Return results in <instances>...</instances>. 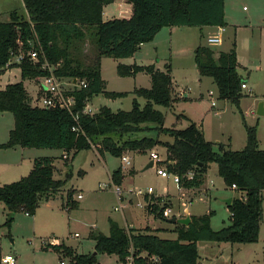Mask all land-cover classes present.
Masks as SVG:
<instances>
[{"label":"trees","instance_id":"trees-1","mask_svg":"<svg viewBox=\"0 0 264 264\" xmlns=\"http://www.w3.org/2000/svg\"><path fill=\"white\" fill-rule=\"evenodd\" d=\"M117 0H21L23 6L9 14L8 22H0V67L11 54L28 50L27 41L36 38L46 61L55 65L53 73L61 79H78L86 88L76 87L69 92L74 100L71 113L65 109H43L30 104L24 80L47 75L39 64L27 59L18 66L21 80L0 90V112L13 115L14 125L0 150L14 147L57 149L64 166L80 151L94 148L100 156L109 154L122 158L131 152L145 155L162 147L165 159L161 162L167 172L178 175L180 186L197 189L210 164H216L217 174L226 188L236 195L227 206L230 224L219 230L210 226L212 212L190 216L187 226L176 224L172 240L161 239L149 229L125 230L109 220V234L91 230L88 238L94 241V253L77 254L64 244L42 247L68 258L69 264H98L99 254L116 255L120 264H199L198 243L252 244L257 242L261 221L264 220V149H259L254 126L246 125L245 146L232 151L223 146L218 151L207 141L199 126L190 122L183 129L164 128V115L154 105L172 108L176 101L170 65L164 71L154 65H122L116 67L120 77L144 72L150 78V88L135 89L129 111H111L100 107L93 114L84 113L90 99L102 96L119 99L124 92H110L101 78L102 58L126 59L133 57L141 45L149 43L162 28L171 27H224V0H122L130 4L128 19L103 20V8ZM91 42L95 53L86 63L79 59L82 46ZM194 63L200 76L211 78L218 98L234 105L239 113L243 98L242 78L237 72L234 48L220 52L214 58L206 46L194 50ZM137 98L145 101L140 106ZM76 117L74 119L73 117ZM243 118V117H242ZM76 130L73 131L72 128ZM68 163V164H67ZM54 159L35 158L28 175L9 184H0V203L13 215L24 212L34 215L40 204L56 196L70 179L68 170L64 179H54ZM192 173L191 179L186 174ZM82 175L83 172H79ZM124 178L121 167L111 173V182L121 185ZM73 191L66 195V206L76 207ZM146 201L147 198H145ZM151 199L146 210L156 219L166 220L165 206ZM13 216L4 225L10 228ZM1 261V255H0ZM1 264V262H0Z\"/></svg>","mask_w":264,"mask_h":264},{"label":"rangeland","instance_id":"rangeland-1","mask_svg":"<svg viewBox=\"0 0 264 264\" xmlns=\"http://www.w3.org/2000/svg\"><path fill=\"white\" fill-rule=\"evenodd\" d=\"M117 1L105 7L103 11L105 21L128 19L131 16V5L125 2L117 3ZM224 2L225 23L228 24L224 26L225 31L221 44L208 45L206 41L208 36L216 34L217 31L209 27H173V29L171 27L172 34H169L170 29L166 28L154 39L153 44L158 45L156 52L152 49L154 46L152 44L147 45L142 53L137 54L135 58L117 60L102 58L100 73L106 82L107 91L124 92L127 93V96L119 99H106L97 96L92 103L93 107L91 106L92 112H97L100 107H108L113 112L129 111L132 99L135 98L132 92L135 89L150 87L149 77L144 72H138L135 76H118L116 72L118 64L149 65L153 62L155 67L164 71L165 64L168 63L177 91H183L191 98V101L176 100L172 108L154 105V109L164 115V128L183 129L190 122L202 124L207 140L213 143L215 141L226 143L227 138L230 137L232 148L236 149L240 147L241 138L245 142L244 120L246 125L256 128L258 145L260 148H264V115L256 114L259 103L264 105V0H224ZM5 7L8 5L2 4L0 0V10ZM4 15V13H0V22L9 20ZM233 40L240 59L239 62L250 75L249 83L252 89L248 92L244 91L249 97L240 100L241 114L230 103L225 105L224 110L214 114L210 101L217 98V88L211 78L199 76L194 63V50L201 45L209 47L216 53L228 51ZM82 49L79 59L84 64L94 55L95 47L87 41ZM240 74L243 77L247 75L243 69L240 70ZM20 81L22 80L19 68L15 65L11 66L9 70L0 75V88H3L8 82L14 84ZM22 82L25 89L33 95L37 87L36 83L31 80ZM209 91L213 93L212 97L208 95ZM138 101L141 102V105L144 104L143 99L139 98ZM256 102L257 104H255ZM217 104L221 106L222 103L217 102ZM252 109L254 114L250 113ZM13 125V115L9 112H0V143L7 141L8 133ZM213 145L214 150L218 151V144ZM24 152V162L14 166L12 168L14 172L8 171L2 175L1 185L18 181L28 175L32 168V163L29 164V157H32L31 159L37 156L53 158L55 166H57L54 173L55 179H64L68 170L71 171V176L59 193L49 202H43L34 215L29 216L24 212L15 213L10 228L4 225L9 218V213L0 203V255L2 257L13 255L16 258V264H60L61 261L69 264L68 258L59 257L52 250L42 249V245L45 247L54 239L59 244L64 243L73 247L78 254L94 253V243L88 238L89 232L97 230L108 235L109 217L116 220L122 227H126L125 220L122 219L125 216L128 221L132 220L135 227L148 225L164 227L166 231L169 229L174 231L176 224L170 225L165 220L155 219L152 215L148 216L144 213L143 206L137 205L142 202L140 196H131L133 197L132 204L127 205V201L124 200L119 203L120 201L115 197L114 184L110 181V175L120 164L123 169L130 168V165L127 166L121 162V158H115L109 154L100 157L92 150L80 151L70 161L67 158L69 166L66 168L60 156L61 150L28 148ZM155 153L161 159H165L162 147H156ZM140 160L147 162L148 155H141ZM144 165L145 163L135 162L134 168L137 173L127 176L120 186L122 191H137L138 189L145 191L149 187L153 190L154 195L167 191L176 200L171 204V201L153 196L155 201L159 200V207L165 206L167 209L169 206L176 211L179 209L180 212L187 209L190 213L198 216L212 212L210 226L213 230H219L230 224V212L226 201L235 195L225 189L222 179L217 174L216 164H210L206 173V187L209 191H196V193L193 191L178 193L172 182V176L162 179L156 175L154 169L142 171ZM159 167L165 169L161 163ZM79 172H83V174L79 175ZM210 180H213V184L210 183ZM69 191H73V200H76L78 194L82 195V199L77 201L79 205L73 209L64 205ZM262 204L264 207V201ZM144 214L147 217H144ZM171 217H174L172 213L166 217V220ZM137 219L139 221L136 223ZM75 234L77 236H74ZM159 237L175 239L176 234L170 236L164 234ZM197 245L200 256L199 264H264V220L261 221L258 239L255 243L241 245L200 242ZM97 259L98 264H120L116 255L99 254Z\"/></svg>","mask_w":264,"mask_h":264},{"label":"crops","instance_id":"crops-1","mask_svg":"<svg viewBox=\"0 0 264 264\" xmlns=\"http://www.w3.org/2000/svg\"><path fill=\"white\" fill-rule=\"evenodd\" d=\"M2 1V4H6V5H8V7H5L3 10H0V13H4L5 15V17L7 18V20L9 19V14H10V12H12V11H14V10H20L21 8H22V6H23V4H22V2H21V0H1ZM123 3V1L122 0H118L117 1V3ZM12 3H13V5H12ZM10 4H11V7H10ZM106 7V6H105ZM105 7L103 8V11L105 10ZM14 9V10H13ZM223 13H224V21H225V18H226V10H225V2H224V4H223ZM103 20H104V18H103ZM9 21V20H8ZM8 21H6V22H8ZM105 21V20H104ZM226 25L228 24V23H225ZM167 27H165V28H162L156 35H155V37L153 38V40L151 41V42H149V43H146V44H143V45H141V47H140V49H139V51L138 52H136L134 55H133V57L132 58H135L136 57V55L137 54H141L142 53V51L147 47V45H152L153 43H154V39L162 32V31H164V29H166ZM209 28H211V29H214V30H217L216 31V34L217 33H220V35H221V43H222V36H223V33H224V31H225V27H209ZM168 29H170V28H168ZM172 29H173V27H172ZM172 29H170V33L169 34H172ZM151 43V44H150ZM220 43V44H221ZM154 46H153V50L156 52L157 51V49H158V45L155 43V44H153ZM234 48V50H235V53H236V60H237V72H238V74L241 76V78H242V84H245L246 85V89H242V94H243V98L242 99H245V97H249V95L247 94V93H245L244 91H250L252 88L250 87V83H249V78H250V75L247 73V69L239 62V57H238V52L236 51V49H235V41L233 40L232 41V43H231V45H230V48H229V50L228 51H223V52H229L231 49H233ZM213 51V50H212ZM220 52H222V51H219V52H214L213 51V56H214V58H217L218 57V55H219V53ZM149 60H152V59H149ZM155 61V60H154ZM149 62H152V61H149ZM152 65H154L155 66V64L152 62L151 63ZM150 65V64H149ZM138 66H145V64H141V65H138ZM156 69H158V70H160L159 68H157V67H155ZM241 69H243L244 70V73L245 74H247L245 77H243L241 74H240V70ZM161 71V70H160ZM19 72H20V70H19ZM171 74V73H170ZM199 74V73H198ZM148 76V75H147ZM200 76V75H199ZM149 77V76H148ZM200 77H202V76H200ZM101 78H102V76H101ZM171 78H172V76H171ZM103 79V78H102ZM149 80H150V78H149ZM31 81H33V82H35L36 83V85H37V81L36 80H31ZM106 83V82H105ZM172 83H173V88H174V90H175V94H176V100L178 101V100H183V101H187V100H190L191 101V98L188 96V95H186L183 91L182 92H179V91H177V89H176V85H175V83H174V81H173V79H172ZM8 84H11V83H7L6 85H8ZM5 85V86H6ZM4 86V87H5ZM150 86H151V84H150ZM4 87L3 88H0V90H2V89H4ZM25 88V87H24ZM150 88V87H149ZM26 90V89H25ZM26 92L28 93V96H29V99H31V98H33L34 96H36L37 95V93H38V88L36 87V90L34 91V93H33V95H31L27 90H26ZM209 92H211V91H209ZM181 94H183L182 96H181ZM97 97V96H96ZM94 99H95V97H93L92 99H90L89 100V102H88V107L91 109V106L93 107V105H92V103H93V101H94ZM139 98H137V100H138ZM193 99H200V98H193ZM241 99V100H242ZM217 100V101H216ZM139 102V101H138ZM212 102H214V105H211V103ZM217 102H221L222 104H221V106H218V104H217ZM132 103V102H131ZM139 104H140V106H143L144 104H145V101H144V104L143 105H141V102H139ZM227 104H229V102L228 101H226V100H221V99H219L218 98V96H217V98L216 99H214V100H211L210 101V106H211V108L213 109V111H214V114H217V113H219L220 111H222V109L224 110L225 109V105H227ZM255 104H257V102L255 103ZM254 108H256V105H254ZM253 108V109H254ZM253 109H252V111L250 112L251 114H254V112H253ZM257 109V108H256ZM263 109H264V105H263ZM256 112H257V110H256ZM195 123V122H194ZM197 126H199L200 127V129H201V131H202V133H203V135H204V138H205V133H204V131H203V129H202V124H197V123H195ZM206 139V138H205ZM245 139V138H244ZM207 140V139H206ZM207 141H209V140H207ZM244 140H243V138H241V143H240V147H238V148H236V149H233L232 148V140H231V138L230 137H228L227 138V142L226 143H223V142H220V141H215V143L216 144H218V147L219 146H223V147H225V148H229L230 150H232V151H239V150H242L243 148H244V146H245V142H243ZM209 142H211V141H209ZM259 142V141H258ZM211 143H213V142H211ZM215 143H213V144H215ZM0 144H3V142H1ZM213 147H214V145H213ZM258 147H259V145H258ZM240 148V149H239ZM259 149H264V148H260L259 147ZM92 151H95V153H97V151L94 149V148H92L91 149ZM155 150H156V148H154V149H152V150H150V151H148L144 156H147L148 155V160H147V162H142L141 160H140V157H141V155H138V154H135V153H131V152H127V153H125L124 154V156L123 157H125L126 158V160L128 161V164L124 161H122V158H121V162L122 163H124V164H126L127 166L128 165H130V168L129 169H123V167H122V164H120V166L119 167H121V169H122V171H123V175H124V178H123V180H122V182H121V185H119V187L120 186H122V184L124 183V181L126 180V178H127V176H133L134 174H136L137 172H136V170H135V168H134V164H135V162H137V163H140V164H144L145 163V165H144V167L142 168V171H145V170H148V169H154L155 170V173H156V166H157V164H155L152 160H151V158H150V153L151 152H154L155 153ZM25 148H21V147H14V148H11V149H6V150H0V178L2 177V175H4L6 172H8V171H11L10 173H12V172H14V171H12L13 169L12 168H14V166H17V165H20L21 163H23L24 162V159H25V157H24V154H25ZM162 151H164V153H165V150L162 148ZM64 155H66L67 156V154L65 153V152H63V151H61V155L60 156H64ZM99 155V154H98ZM40 156H37V157H34L33 159H31L32 157H29V164H31L32 163V161L35 159V158H39ZM101 157V156H100ZM68 158H69V156H68ZM150 164H151V166H150ZM63 165H64V163H63ZM159 166V165H158ZM54 168H55V171H56V168H57V166H55V161H54ZM30 170H31V168H30ZM113 172V171H112ZM55 173V172H54ZM207 173V172H206ZM157 175V174H156ZM158 176V175H157ZM158 177H160V176H158ZM55 179V178H54ZM162 179H164V178H162ZM110 181H111V175H110ZM223 181V180H222ZM173 182V181H172ZM210 183L211 184H213V180H210ZM1 184V183H0ZM168 185V184H167ZM175 185V184H174ZM225 186V185H224ZM175 187H176V189H177V191H178V193H182V192H190V191H193L194 193H196V191L197 192H199V191H203V192H206V190H208L209 191V189H208V187H206V174L204 175V181H203V183H202V185L199 187V188H197V189H186V188H183V187H179V188H177V186L175 185ZM150 188V187H149ZM225 189H228V190H230L231 192H233V195H236V193L232 190V189H229V188H226L225 187ZM130 191H131V193H130ZM207 191V192H208ZM132 190H129V191H123V196H122V198H121V200H120V202L119 203H121L123 200L124 201H127L126 202V204L127 205H129V204H132L133 202H132V200H133V197H131V196H133V194H132ZM193 193V194H194ZM82 196V195H81ZM153 196H154V198H164V199H166L167 201H171L170 203L172 204V202H175V200H176V198L174 197V196H172V195H170L169 194V192H163L162 194H157V195H154V194H152V196H151V199H154L153 198ZM55 197V196H54ZM54 197H51L50 199H48L47 201H44L45 203H47V202H49L51 199H53ZM73 197V196H72ZM116 197V196H115ZM233 197V196H232ZM82 199V197L80 198V199H77L76 198V200H74L75 201V203H76V207L79 205V203L77 202L78 200H81ZM231 199V198H230ZM162 201V200H161ZM263 201H264V195H263ZM43 203V202H42ZM41 203V204H42ZM139 203H141L143 206H144V201L142 200V202H139ZM263 203V202H262ZM40 204V205H41ZM64 205H65V207H67V208H69V209H71L70 207H68V206H66V202L64 203ZM167 205H169L168 203H167ZM40 207V206H39ZM116 208V207H115ZM115 208H114V210H115ZM143 208V211H144V213L146 214V215H151V214H149L148 213V211L144 208V207H142ZM116 211V210H115ZM173 211H175V212H173ZM173 214L174 215V217H171L170 219H182V218H185V217H190V216H196V217H199L198 215H195V214H192V213H190L187 209H185L183 212H180V210L178 209L177 211H176V209L175 210H173L172 209V207H167V209H165V213L164 214H167V217H168V215L169 214ZM145 214H144V217H147V216H145ZM153 216V215H152ZM154 217V216H153ZM166 217V216H165ZM124 218V219H123ZM122 219H123V221L125 220V224H126V227H122V226H120L119 225V223L116 221V220H114V219H112L111 217H109V219H108V224H109V220H112V221H114V222H116L118 225H119V227H121V228H124L125 230H130V229H135V230H144V229H149L151 232H153L155 235H157L158 237L159 236H164V234L165 235H168V236H170V235H175V233H173V229L171 230V229H169V230H164L165 228L164 227H150V226H145V227H142V226H139V227H135L133 224H132V220L130 219V221H128L126 218H125V216L124 217H122ZM156 219V218H155ZM139 221V219H137V221H136V223ZM165 222H167V223H169L170 225H174V224H177V223H174V224H172V223H170L168 220H165ZM142 225V224H141ZM93 229H94V227H93ZM168 231H170V232H168ZM108 234H109V230H108ZM107 236V235H106ZM159 238H161V237H159ZM161 239H163V238H161ZM168 240H172V239H168ZM93 243H94V241H93ZM48 244H50V245H59V243H57L56 242V240H54V239H52L51 240V242L50 243H48ZM64 244V243H63ZM66 247H68V248H70L71 250H73L75 253H77L76 252V249H74L73 247H71V246H68V245H66V244H64ZM42 247H43V245H42ZM94 251V250H93ZM78 254V253H77ZM58 256L60 257V255L58 254ZM2 257V256H1ZM63 258V257H62ZM61 262H63V261H61ZM60 262V263H61Z\"/></svg>","mask_w":264,"mask_h":264},{"label":"built area","instance_id":"built-area-1","mask_svg":"<svg viewBox=\"0 0 264 264\" xmlns=\"http://www.w3.org/2000/svg\"><path fill=\"white\" fill-rule=\"evenodd\" d=\"M206 41L208 45H218L221 43V35L220 33L210 35L208 36ZM27 45H28V50L26 51V53L21 51L16 54H11L7 63L4 66L0 67V75L3 72H6L7 70H9L11 66L15 65L18 67L22 63V61H24L25 59H27L28 62H30L31 64H39L40 68L42 70L47 71L48 74L34 79L37 81L38 93L36 96L30 99L31 106L43 108V109H54V108L65 109L71 113V108L74 105V100L72 96L69 95V92L72 91L75 87L77 89L86 88L87 86L86 82L84 80H78L76 78L61 79L57 77L53 73L56 66L50 65L46 61L43 55L42 49L39 46V43L36 42V38L28 40ZM74 80H75V83H74ZM241 89H246V85L241 84ZM208 95L212 97L213 93L209 92ZM211 105H214V102H212ZM84 113L93 114L92 110L88 107V105L85 106ZM73 118L76 119L75 116ZM72 130L75 131L76 128L73 127ZM63 158H66V155H64ZM150 158L155 164H157V166L155 167L156 174L164 179H168L170 176H172L171 178H172L173 183L177 186V188H179L180 179L178 175L169 173L167 172L166 169L158 166L163 161V159H161L154 152L150 153ZM122 161L123 162L125 161L128 164V161L126 160L125 157L122 158ZM185 176L187 179H191L193 174L188 173ZM113 187H114L113 189L114 193L116 197L118 198V200L120 201L123 196V191L117 185H114ZM234 188L235 186L233 185L232 189ZM132 194L134 196H140V198H142V200L144 201V206L141 203H137V205L138 206L142 205L145 208L147 204L151 202V196L153 194V190L151 188H147L145 191L138 189L137 191H133ZM81 197L82 196L80 194L76 196L77 199H80ZM145 198H147L148 201H146ZM115 210H117V208H115ZM164 215L167 217V214H164ZM74 236H77V234H75ZM0 262L1 264H16V258L13 255H5L1 257ZM60 264H65V263L61 262ZM127 264H131L130 259L127 260Z\"/></svg>","mask_w":264,"mask_h":264},{"label":"water","instance_id":"water-1","mask_svg":"<svg viewBox=\"0 0 264 264\" xmlns=\"http://www.w3.org/2000/svg\"><path fill=\"white\" fill-rule=\"evenodd\" d=\"M74 83H75V80H74ZM256 114L258 116L264 115V109H263V104L262 103H259V105L257 107ZM150 166H151V164H150ZM230 203H231V199H228L226 201L227 206H229ZM12 216H13V214L12 213H9V218L12 217ZM168 221L170 223H172V224L177 223V224H181V225L187 226L189 224V222H190V219H189V217H185V218H182V219H175V218L173 219L172 218V219H169Z\"/></svg>","mask_w":264,"mask_h":264}]
</instances>
